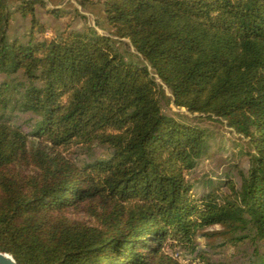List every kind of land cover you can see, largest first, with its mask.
Returning a JSON list of instances; mask_svg holds the SVG:
<instances>
[{"label": "trees", "instance_id": "trees-1", "mask_svg": "<svg viewBox=\"0 0 264 264\" xmlns=\"http://www.w3.org/2000/svg\"><path fill=\"white\" fill-rule=\"evenodd\" d=\"M16 2L0 0V252L18 264H183L176 249L194 256L185 264H264V0H97L111 36L67 25L53 37L36 16L44 0ZM14 12L32 21L25 43L9 37ZM163 101L225 122L247 140V166L195 197L188 175L214 132ZM201 238L236 259H210Z\"/></svg>", "mask_w": 264, "mask_h": 264}, {"label": "rangeland", "instance_id": "rangeland-1", "mask_svg": "<svg viewBox=\"0 0 264 264\" xmlns=\"http://www.w3.org/2000/svg\"><path fill=\"white\" fill-rule=\"evenodd\" d=\"M46 7L38 6L36 16L41 24L46 27V36L53 37L56 33L62 31L65 26L70 25L72 29L84 30L91 26L103 35L111 36L112 30L106 23L105 14L102 6L95 0V4H88L83 7L79 0H44ZM16 5V0H12ZM14 10V9H13ZM61 12L58 18L49 11ZM32 21L30 18H24L18 13H13L12 21L9 27L10 39H18L21 42H27L31 33ZM36 36H40L39 29L35 30ZM116 47L128 60L141 62V57L136 53L129 40H119L114 38ZM166 96L171 99V94L167 88H164ZM163 110L170 116L180 117L183 121L192 124H198L201 127L209 128L214 132L210 138L211 150L208 156L203 158L198 167L188 175L189 181L194 184L193 194L199 198L218 186L220 181L226 180L227 176L234 177L239 170L247 166L250 148L247 140L237 135L230 129L225 122L216 123L209 120H199L197 115L188 113L185 109L177 108L172 102L163 101ZM74 153L70 157L83 159L79 150L73 149ZM98 156H103L101 149H96ZM215 182L210 186L209 181ZM226 190V188H224ZM219 227L210 229V231L219 230ZM201 248L207 252V256L216 262H233L236 257V249L231 246L217 247L221 241L215 239L211 243L206 239H199ZM213 245V246H212ZM183 264L187 263L194 256H188L179 250H168Z\"/></svg>", "mask_w": 264, "mask_h": 264}, {"label": "water", "instance_id": "water-1", "mask_svg": "<svg viewBox=\"0 0 264 264\" xmlns=\"http://www.w3.org/2000/svg\"><path fill=\"white\" fill-rule=\"evenodd\" d=\"M0 264H18V263L10 254L0 252Z\"/></svg>", "mask_w": 264, "mask_h": 264}]
</instances>
